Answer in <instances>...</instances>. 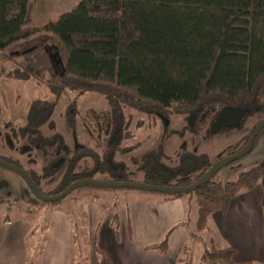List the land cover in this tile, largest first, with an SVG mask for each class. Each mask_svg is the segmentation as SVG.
<instances>
[{
	"label": "trees",
	"instance_id": "16d2710c",
	"mask_svg": "<svg viewBox=\"0 0 264 264\" xmlns=\"http://www.w3.org/2000/svg\"><path fill=\"white\" fill-rule=\"evenodd\" d=\"M28 6V0H0V52L10 61L21 60L9 77L30 79L44 73L48 89L57 95L64 90L101 94L113 137L108 148L120 141L124 107L146 116L183 114L193 130H208L221 110L246 109L243 117L264 110V0H78L39 26H25ZM49 52L58 53L61 65H53ZM197 164L144 167L141 182L188 185L211 165ZM94 167L115 171L118 165L112 166L105 154ZM113 173L111 181H125L122 174ZM263 173L262 167L253 166L225 182L209 174L189 190L186 203L195 201L196 230L204 228L209 214L224 213L232 197L255 187ZM87 175L65 173L52 195ZM165 194L172 198L183 192ZM188 212L186 208L178 224L190 235ZM116 221L112 213L115 234ZM168 234L146 248L166 252ZM91 245L97 263L108 264L94 241ZM185 247L176 264H254L234 260L231 246L203 248L195 256L185 253ZM82 259L77 264H88L86 255Z\"/></svg>",
	"mask_w": 264,
	"mask_h": 264
},
{
	"label": "rangeland",
	"instance_id": "374dc122",
	"mask_svg": "<svg viewBox=\"0 0 264 264\" xmlns=\"http://www.w3.org/2000/svg\"><path fill=\"white\" fill-rule=\"evenodd\" d=\"M77 1L28 0V20L25 26H39L54 20L59 14L70 10ZM20 62V58L10 61L4 53L0 52V156H4L11 162L17 157L22 163H31L27 162L28 158L22 157L25 154L24 151L20 153L22 155H18V151L8 147V142L7 147L5 146L4 133H7L11 127L14 128L24 123L19 120V116L21 114L26 116L31 103L35 105L40 100L51 102L56 99L54 114L57 116L51 115L48 119V122L52 121L55 126L53 131L57 132L70 146L74 137L78 144H84L85 147L90 148L91 152L98 154L103 151L107 152L106 156L112 160V166L118 165L117 168L115 167V171H113L114 167L113 169L105 168L102 171H95L94 159L87 163L86 160L89 159L80 156V160L75 162L73 169L67 170L63 166L60 170L49 171L45 167L44 175L40 168L43 163L32 164L33 170L38 174L37 188L45 196L52 195L59 185L63 173L88 172V177L85 179L111 181L113 178L111 173L114 172L113 174H122L125 181L137 183L145 178L144 167L148 168L152 165L164 168L174 165L188 167L189 164L196 165L197 163H201L202 166L212 165L228 155L241 151L245 139L252 131V126L264 117V110L253 112L246 119L243 118L245 120L242 121L240 127L222 128L214 133H206L205 130L191 129L189 120L183 114L170 112L167 117L146 116L134 108L124 107V125L121 129L120 141L108 148L105 143L109 136H106L105 132L108 122L107 119L104 120V115H108L109 110L106 100L101 94L91 91L64 90L57 98L54 92L47 89V75L44 73L38 78L30 79L9 77ZM66 107L70 109L69 120L64 118ZM15 118L19 121H16ZM42 130L45 134H49L44 129ZM20 145L22 142H14L15 147ZM8 153L12 155H8ZM104 156L105 154L103 158ZM84 161L88 164L86 169L82 168ZM253 166H260L264 171V128L257 135L246 155L218 167L210 178L219 182L233 181L240 172ZM200 170L199 166L196 168V173ZM258 184L263 188L262 211L264 213V173ZM188 193L190 192L186 191L181 194L185 209L189 208L188 226L191 230V234L186 236L183 243L186 246L185 253L192 251L195 256V253L200 252L203 248L209 250L228 246L216 228L212 213L208 215L204 228L196 230L194 218L197 207L193 198L186 203ZM133 195L149 200H162V197L166 196L164 192L146 191L138 188H112L83 184L54 202L43 201L32 193L26 182L17 173L0 166V225H3L7 232L6 238L10 244L8 246L14 245L15 241L18 243L20 241L22 247L25 248L24 264H38L42 258L47 234L53 235L56 226L53 223L55 216L58 215V211L67 214L70 217L71 235L74 238V257L70 264H77L80 258H84L85 255L88 258L87 263L90 264L91 253L89 250L91 249L95 254L94 247L91 245L93 241L95 245V239H90L87 234L89 224L86 216L89 204H107L105 210L100 214V221H103L105 215L110 214L111 216L112 213H116L118 205L125 204L127 198ZM100 221H97L96 224H100ZM57 226L59 227V224ZM175 226H170L166 231ZM19 227L28 228V231L22 237L18 236L17 232L16 239L15 229ZM197 237L199 238L197 239ZM78 250H81L82 253L78 254ZM96 259L98 260L97 257ZM84 260L82 259L83 262Z\"/></svg>",
	"mask_w": 264,
	"mask_h": 264
},
{
	"label": "crops",
	"instance_id": "0c3cea01",
	"mask_svg": "<svg viewBox=\"0 0 264 264\" xmlns=\"http://www.w3.org/2000/svg\"><path fill=\"white\" fill-rule=\"evenodd\" d=\"M263 188L257 184L251 190L232 197L224 213L213 212L212 219L228 246L234 248L233 259L264 264V213L262 211ZM106 203H91L87 208L88 235L95 239V248L107 259L108 264H176L188 229L179 225L185 216L182 197L149 200L135 196L119 204L116 211L115 234L110 214L100 221ZM54 220L53 235L47 234L42 258L38 264H70L74 254V238L71 235L70 217L60 211ZM69 218H68V217ZM100 221V224H96ZM59 224V227L57 226ZM172 225L167 238L166 252L159 253L146 248L160 241ZM28 228L15 229V238L26 235ZM7 232L0 225V264H24L21 242L12 246ZM90 264H98L96 255L89 250Z\"/></svg>",
	"mask_w": 264,
	"mask_h": 264
},
{
	"label": "flooded vegetation",
	"instance_id": "af4514ba",
	"mask_svg": "<svg viewBox=\"0 0 264 264\" xmlns=\"http://www.w3.org/2000/svg\"><path fill=\"white\" fill-rule=\"evenodd\" d=\"M47 81H48V76H47ZM59 95L60 94L57 95V98H59ZM55 100H52L51 102L40 100L37 101L38 103L35 105L31 103L32 105L30 104V106L28 107V112L26 116H22V114L19 116V120L20 121L22 120V122L24 123H21L20 125L15 126L14 128L11 127L7 133H4V137H3V142H5L6 147H7L6 144L8 142L9 144L8 147H10L11 150L13 149L18 151L19 152L18 155H22L20 153L24 151L25 154H23L22 157L25 156L26 158H28L29 160L27 162L30 161L31 163H24V162L22 163L20 159L17 157L13 159V162L9 161L7 158H5L2 155L0 156V158L5 162H8L10 164H13L21 168L27 174V176L30 178V180L33 182L36 188L38 186L39 180H38V174L32 168V164L40 165L41 163H43L41 164L42 166L40 168H41V172L45 175L46 173L45 167H47L49 171L60 170V168H62L63 166L65 167V169L71 170L73 169L75 162L77 160H80V156H84L87 159H89L86 160V162L89 163L91 159H94V162H97L98 159L103 158V155L106 154L105 151L101 152L100 154L91 152L90 148L85 147L84 144H78L74 137L71 140V146H70L68 142L64 141L57 132L53 131L55 126L52 121L48 122V119L51 115L57 116V114H54V109H55L54 106L56 104ZM69 110H70L69 107H66L64 111V118L66 119H68ZM231 113L234 112L232 110L219 111L215 115L213 123L207 128L208 130H205L206 133L208 132L214 133L222 128H230L234 126L240 127L242 121L245 120L246 117L251 115L249 114L243 117L244 113H241L238 115L236 119L227 121L226 123H221L217 129L215 130L213 129V126H215L218 123L219 119L226 118V116H228ZM58 115H59V111H58ZM107 117L108 116L105 114L104 120L107 119ZM15 120L19 121L16 118ZM260 120L261 119L255 122V124L252 126V129ZM107 122H108V127L105 128V132L107 133L106 136L109 135L108 132L110 130L109 120H107ZM42 129H44L45 132H48L49 134H45ZM112 139L113 137L109 135L105 143L107 144V141H111ZM14 142H22V145H20L19 147H15ZM97 142H100V140H97ZM244 144L245 143H243V145ZM8 155H12V154L8 153ZM98 155L100 156L98 157ZM86 162L85 161L83 162L84 163L82 167L83 169L87 168L88 164ZM193 166H195V164L194 165L189 164L188 167H184V168H190ZM62 175H64V173Z\"/></svg>",
	"mask_w": 264,
	"mask_h": 264
},
{
	"label": "water",
	"instance_id": "95a60500",
	"mask_svg": "<svg viewBox=\"0 0 264 264\" xmlns=\"http://www.w3.org/2000/svg\"><path fill=\"white\" fill-rule=\"evenodd\" d=\"M48 57H49L50 61L53 63V65H55V66L61 65V60H60V57H59L57 52H53V53L49 52ZM245 111H246V109H243L240 111H233L234 113L229 114L228 116H226V118L219 119L218 123L215 126H213V129L214 130L217 129L221 123H226L227 121H231L233 119H236L239 114L244 113ZM263 125H264V118H262L254 126V128L252 129L250 135L248 136L247 141L244 144V147L241 151H239L237 153H233L231 155H228V156L216 161L214 164L210 165L208 167V169L202 173L199 180H197L191 184L183 185V186H162V185H150V184H146V183H142V182L135 183V182H128V181L115 182V181H107V180L79 179V180H76V181L70 183L68 186H66L59 193L54 194V195H50V196H45L37 190L36 186L33 184V182L30 180V178L27 176V174L21 168L15 166L13 164H10L8 162H5L1 158H0V166L17 173L26 182V184L28 185V187L32 191V193L38 199L43 200V201H52L55 199L62 198L65 195H67L69 192H71L73 189H75L76 187L83 185V184H89V185H95V186H101V187H112V188H138V189H143L146 191H156V192H164V193L186 192V191L192 190V189L196 188L197 186H199L200 184L204 183V181L207 179L208 175L211 174L213 171H215L218 167H220L226 163L232 162V161L239 159V158L243 157L244 155H246L250 151L255 137Z\"/></svg>",
	"mask_w": 264,
	"mask_h": 264
}]
</instances>
